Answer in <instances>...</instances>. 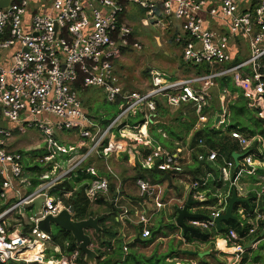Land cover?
<instances>
[{
    "label": "built area",
    "instance_id": "built-area-1",
    "mask_svg": "<svg viewBox=\"0 0 264 264\" xmlns=\"http://www.w3.org/2000/svg\"><path fill=\"white\" fill-rule=\"evenodd\" d=\"M3 1L0 0V123L6 128H0V264H78L82 255L79 248L70 255L60 248H53L52 253L48 245L52 244L53 234L42 231L39 224L70 209L71 205L60 196L70 198L72 193L57 196L56 191L61 181L74 173L92 178L85 189L90 204L111 195L109 178L100 176L94 165L84 168L90 160L107 162L128 154L142 169L183 174L197 148L178 143L172 150L155 144L146 135L134 138L124 134L126 130L141 132L143 127H149L147 113L159 115L162 101L169 109L192 106L197 122L186 138L188 142L196 130L210 123L211 111L206 109L211 90L222 78H229L248 106L259 110L258 116L264 120V0H9L6 7H1ZM129 5L146 11L165 32H174L172 39L181 49L184 63L204 69L172 81H164V75L156 73L147 90L127 91L114 72V64L127 50H142L125 18ZM78 85L83 90L100 88L107 101L120 102L118 114L108 125L86 112ZM227 109L222 108L217 128H211L220 129L218 125L225 124ZM138 114L144 115L145 122L129 125L128 119ZM35 130L41 134L42 157L11 147L16 145L18 133L26 135ZM68 133H73L79 142L60 144L57 134ZM162 136L167 138L164 133ZM230 136L240 147L249 173H254L252 140L239 131H232ZM198 147L206 148L203 140ZM197 159L204 161V154L199 153ZM208 159L213 163L223 161L219 171L231 175L234 160H225L217 151H211ZM26 162L45 168L34 187ZM243 171L246 170L240 169L238 174ZM136 185L142 197L153 201L155 208H163L160 185L145 179H137ZM206 185V180L191 185V198L200 209L209 210L205 219L192 220V226L219 231L216 219L225 213L228 201L219 195L214 206H206L211 195L209 190L203 191ZM114 192L120 196V186ZM37 200H42L39 209L35 206ZM108 203L116 205L118 199ZM151 217L139 216L143 238L151 237ZM256 230L252 225L248 235ZM225 236L234 244L232 264L240 263L246 252L242 244L245 238L233 229ZM123 251L127 253L128 247L124 245Z\"/></svg>",
    "mask_w": 264,
    "mask_h": 264
},
{
    "label": "crops",
    "instance_id": "crops-1",
    "mask_svg": "<svg viewBox=\"0 0 264 264\" xmlns=\"http://www.w3.org/2000/svg\"><path fill=\"white\" fill-rule=\"evenodd\" d=\"M40 5L45 6L44 4H40ZM38 7L40 8L41 6ZM125 18L129 22L130 26L133 27L129 19L126 17V14H125ZM144 22L149 23L148 20H142V23ZM154 24L157 25L156 23ZM158 28L164 32V30L161 29L159 26ZM179 50L181 51V49ZM123 54L115 62L114 68L117 65V63L123 61L124 59ZM182 63L184 66L186 67L188 66L184 63L183 58H182ZM156 73L158 72H155L153 74ZM198 73L200 72L196 71L194 74L191 75H195ZM160 74L164 75L163 78L164 81H166V79L172 81L180 78V77H173L170 75L168 76L165 73H160ZM217 87H219V85ZM234 88L236 89L235 86ZM236 91L237 94L229 95L228 97V99L232 101V103L241 100L242 97L241 93L237 89ZM243 100L246 104L245 112L241 117L242 118L241 121L237 122V125L240 126L241 131L243 130L241 133L252 140L250 148L256 155V159H255L256 162L253 168L255 170L254 173H249L250 167L244 165L240 157L238 167L246 171H243L241 174L237 173V175L234 178H232V172L231 175L230 173L228 175H224L222 172L219 171V169H217L216 165L208 159L209 153L213 150L211 151L207 150L205 153H201L204 154L205 160L200 161L199 164L200 167L195 164L193 159L192 161H189L184 169L183 174H181L180 176H174L167 173H163L164 174L163 175L162 172L157 171L156 169H150V170L142 169L140 163H138V161L135 163L133 157H130L128 154L127 155L122 154L121 156H115L113 158H109L107 162L103 160L93 159L90 160L88 163H86L84 165V168H87L90 165H94L98 169L100 176L109 178L111 182V187L113 188L114 191L117 188V186H120V196L116 195L115 192L111 190L112 191L111 195H109L106 199L101 197L99 201H97L95 204H91L90 206L91 210L95 213V216H105V219H103L100 222L99 226L102 228L101 238L107 242L106 245L100 248L99 247L100 245L97 242V240L100 239V235L97 236L94 234L93 231H91L90 233L93 238L92 244L95 245V247L98 246V248L91 247V249H93L97 254H99L100 250L110 254L113 251H115L117 248L120 247L122 248V245H125L128 247V252L124 253L125 255H128L129 252L136 251V253L138 254L151 256L153 253L158 252L159 255H169L168 264H232L235 257L234 244L226 241V236H225L226 234L217 236L216 239L213 241V243L207 244L200 241L196 237H193L192 234L202 233V231L204 230L194 228L192 226V220L187 219L186 224L189 227L198 230V232H188L185 234L184 231L176 225V221H175L176 209L178 207L185 206L189 199L193 201L192 206H190L191 213L200 214L205 217L208 216L209 210L200 209L199 204L196 203V201L191 198L192 195L191 185L195 181L206 180L207 185L206 187H204L203 191L209 190L208 194L213 193L212 195L216 197V199L217 196L219 195L224 197V199L228 201L226 205V210L229 206V202L230 199L232 198L233 193L236 192L237 197L241 200V202H238L234 205V208L237 207V211H236L237 213L233 209V214L237 217V220H233V221L240 222L241 226H243L245 223H248L250 225L256 226L257 229L253 235H248L247 239L252 237L250 241L244 240L242 242V244L246 248V252L244 255H242L241 261L247 256L248 260L245 264H264L262 259V256L264 255V194L262 193V191H264V159H262L264 157V135H262L260 132L261 125H257L255 122V120L261 119L258 116L259 110H255L249 107L247 101L244 98ZM211 101H212V96H211ZM209 108L211 110L210 105ZM170 110H174V109H170ZM86 112L88 113V111ZM227 112H228V116L225 120L226 121L225 124L218 125L219 128L222 129L223 131L232 121V117H231V113L229 112V109H227ZM221 113H222V109H219L217 112H213L211 110V112L209 113L210 115L209 125L216 126L217 128V124L215 123L217 118L221 117L220 116ZM157 116L159 117L158 119L161 118L159 115ZM165 119L166 118L163 117L161 118L162 120L161 123H157V124L150 123L149 127L148 126L143 127L141 129L143 130L145 128V130L142 131L143 135H146L147 138L153 140L155 144L162 145L156 139L155 135H160V134L162 135L163 133L165 134V132H163V130L159 128L160 127L159 125L161 124L165 125ZM220 121H222V117ZM195 126L196 124L194 125V128ZM151 127L152 128L154 127L156 129L155 134L152 133V131L150 130ZM194 128L190 131V133L193 132ZM263 129H264V125H263ZM157 130H159V133L157 132ZM199 130H196L193 134H195ZM124 134L127 136H135L132 133H130V131H125ZM30 135L31 133L26 135L19 134L17 137L18 139L16 140L15 149L18 148L20 150L21 146H23L24 144L23 136H27L26 138L28 139L27 141L34 140V138H29ZM66 136L73 137L74 139L73 140L67 139ZM136 137L137 136H135L134 138ZM39 139L40 140L38 141V145L33 148L34 152L33 151L30 152L33 155V157L43 156V154L42 155L39 154V152L44 150L42 144V138ZM57 140L60 144L67 146L74 145L79 142L78 138L73 133L57 134ZM68 141H71V143H68ZM237 147L238 149L233 153V155L240 154L241 150L238 144ZM172 150H175V148ZM25 151L27 152V150ZM21 152H23L22 149ZM222 157L225 160H227L224 156ZM63 158L66 159L65 157ZM120 160H124L126 162L125 164L127 167L126 171L124 170V168H119V165L121 164ZM136 167L138 168L136 169ZM235 167H237L236 164ZM41 172L37 173L32 171L31 177L33 180V184L37 182L38 175H41ZM78 174L79 173H74L71 176H67L64 180H72L73 177L78 176ZM85 175L89 176L87 174ZM209 176L211 177L208 178ZM137 179H145L152 182L155 185L161 186V188L163 189V194L161 196L163 208L161 209L155 208V206L153 205V201L151 200L149 201L141 196L139 188L136 185ZM64 180H62L61 183ZM220 182L223 188L228 185L227 187L229 190L227 192L223 193L221 189L215 190L213 192L212 190L207 188L210 184L220 183ZM88 184H89L88 181L87 180L84 181V178L80 183H76L75 181H73L72 190L66 191L64 189H59V190L57 189L58 191H56L57 193L56 195L60 196L61 193H72V196L70 198H64V196H60L64 203L68 205H72L73 202L72 198L77 193L79 188L82 185L88 186ZM232 189H234L233 192ZM116 198L118 199V203L116 205L108 203L109 201L113 202L114 199ZM250 208L253 209V214H251ZM146 210H147V215H152L149 224L150 229L152 230L150 238L142 237L143 227L141 226L139 219V216L142 213H144ZM205 210L207 212H205ZM161 214H163V216H161ZM259 215H261L260 218L258 217ZM166 226H173L175 227V229L178 230L167 235L165 232ZM228 229H234V227L228 226ZM103 231H107V233L103 235L104 233ZM212 231L220 232L216 230H212ZM259 231H261V233L258 236H255ZM189 234L191 237L194 238L192 242H189L187 240V235ZM178 243L182 244L181 246L182 248L179 249L178 253L176 252L175 254L173 253V250H176L179 245L176 248H173V246H176ZM220 243H222L223 248L220 247ZM255 243H257L255 248L252 247L250 249L248 248L250 245H253ZM51 246H53V248H59L57 246H54L53 243L51 244ZM189 252L196 253L197 256L190 255L188 254ZM256 253H259L261 259L260 261L251 260ZM82 255H83V260L85 261V255L83 253ZM198 255H204V256L201 258Z\"/></svg>",
    "mask_w": 264,
    "mask_h": 264
},
{
    "label": "trees",
    "instance_id": "trees-1",
    "mask_svg": "<svg viewBox=\"0 0 264 264\" xmlns=\"http://www.w3.org/2000/svg\"><path fill=\"white\" fill-rule=\"evenodd\" d=\"M236 61H238V59H236ZM203 69L196 68V71L201 72ZM218 85L221 90L225 88L228 90L229 89L233 90V91L236 90L229 78H222L218 80ZM78 89L79 91H83L80 85H78ZM119 103L120 102L118 101V103L113 104L112 111H115V112L110 113L108 118L103 119L101 121L103 125H108L116 117V115L118 114ZM188 107H191V106H185L175 111V115L177 116L175 120H173V123L177 124V127L173 125H168V126L163 125V124L159 125L160 126L159 128L163 130L165 133H167L166 135L168 137V139H166V138H163L161 134L155 135L156 139L160 142V144H162L163 146L169 149L171 147L172 149L174 148L176 149L177 146L174 145L175 142L176 143L180 142V143H183V145H189L191 148H194V147L197 148L194 153L193 160L195 164L199 167H200L199 165L200 161L197 159V155L199 153H205L207 150L217 151L219 152L221 156H224L228 161H233V153L238 149V147H237V143L231 138L230 134L232 131H239V132L243 131V130L241 131L240 126L237 125V122L241 121L242 119L241 117L243 116V113L245 112L246 104L243 98L241 97V100L235 101L229 105L228 109H229V112L231 113L232 121L228 124V126L226 127L224 131L222 129H213L211 128V125L208 124L204 128L197 131L189 142L187 141L186 138L189 135L190 131L194 128V125L197 122V116L195 115V112L193 109L189 110L186 114H184L182 109L183 108L187 109ZM158 108H159V116L161 118L163 117L166 118L169 114L174 113V112H171L169 107L164 102H161ZM207 111H211L210 108H207L206 112ZM144 122H145V117L143 114H138L136 117L129 118L127 121V123L131 126L140 125ZM255 122L257 125H261L260 132L262 135H264V129H263L264 120L258 119V120H255ZM154 127L153 128L151 127L150 130L152 131V133L155 134L156 129ZM251 132H254V131H251ZM200 140H203L206 148L198 147V143ZM26 164H27L28 170H31L37 173L44 171L45 169L43 167L39 168V166L32 167L31 163L26 162ZM214 164L216 165L217 169H219V167L223 165V161L219 160ZM239 170H240V167L234 166V168L232 169V178H234L237 175ZM83 178H84V181L87 180L88 183L92 180L91 177L86 176L85 174H82L79 172L78 176L73 177L72 180H64L61 184L58 185L59 187L57 189L58 190L64 189L66 191H70L73 189V186H72L73 181H75L76 183H80ZM37 184L38 182L34 183L33 187L36 186ZM227 186L223 188L220 182V183L210 184L207 188L212 190L213 192L215 190L221 189V191L225 193L229 190ZM86 187L87 186L82 185L77 191V193L74 195V197L72 198V201H75L76 203L74 219L78 221L85 220V219H88L89 217L95 216V213L91 210V207H90L91 204L84 194ZM111 190L114 191L112 187H111ZM233 191L234 189H232V192ZM212 194L213 193H211L209 201L206 203V206L215 205L217 199ZM234 211L235 212L237 211V207L234 208ZM205 212L207 211L205 210ZM250 212L251 214H253L252 208H250ZM228 226L234 227L233 230H235L240 236L246 238L245 240L250 241L252 239V237L247 239L248 233L250 232L252 225L245 223L243 226H241L240 222L233 221V220H229L224 223L223 232L202 231V233H194L192 235L193 237H196L200 241L209 244V243H213V241L216 239L217 236L226 234L229 230ZM103 232H104L103 235L107 233V231H103ZM260 233L261 231H259L255 236H258ZM193 237H191L189 234L187 235V240L189 242H192L194 240ZM97 242L100 245L99 246L100 248H102L104 245L107 244V242L101 238V235H100V239H98ZM52 243L54 246L61 248L62 252L68 255H70L76 249V247L74 246V239L72 235L66 231L60 230L58 233L53 234ZM167 257H169V255L160 256V257H158L157 255H154L152 256V258H146L145 256L138 254L136 252H129L128 255H125L123 249L120 247L110 254L100 250L98 254V258H97V264H148V263L168 264L166 262ZM247 260L248 259L246 256L241 261L240 264H245ZM251 260L260 261L261 259H260L259 253H256L252 257ZM78 264H86L85 261L83 260V255H81V260L78 262Z\"/></svg>",
    "mask_w": 264,
    "mask_h": 264
},
{
    "label": "rangeland",
    "instance_id": "rangeland-1",
    "mask_svg": "<svg viewBox=\"0 0 264 264\" xmlns=\"http://www.w3.org/2000/svg\"><path fill=\"white\" fill-rule=\"evenodd\" d=\"M146 15V11H144L137 5H129L127 7L126 17L134 27V39L142 45L141 51H133L130 49L127 50L123 54V61L117 63L114 68L116 76L121 79L123 86L127 89V91L147 90L151 85V81L153 78L152 75L155 72L165 73L168 76L170 75L173 77H180L181 79H185L189 75L196 72L194 68L193 70L189 66L186 67L183 65L182 54L179 50L180 48L175 45L172 39L174 32L161 31L158 26L155 25L151 20H149ZM142 20H148L149 23H142ZM232 91L233 90H228L226 88L221 90L217 86L214 87L211 91V110L213 112H217L222 108L227 109L232 101L228 99V95L226 92H228V94L230 95L237 94L236 90H234V92ZM223 97L225 98L224 101L222 100ZM79 98L83 103L85 110L88 111L90 116L98 122H101L103 119L108 118L110 113L115 112L112 111L113 104L107 101L106 94L100 88H89L83 91H79ZM191 107H188L187 109L183 108V113L186 114L189 110L193 109ZM177 110L178 109L171 110V112L174 113H171L166 117L165 125H173L177 127V124L173 123V120H175L177 116L175 115V111ZM155 122V124L161 123L162 120L160 118ZM142 131L143 130H141V132H137L135 130V132L130 131V133L135 136H139L140 134L143 135ZM157 132L159 133V130H157ZM23 137L24 144L23 146H21L22 151L26 152L25 150H27V152H32L33 148L38 145L41 134L37 130L33 131L29 136V138H34V140L31 141H27V136ZM67 139L73 140L74 138L67 137ZM68 143H71V141H68ZM178 143L180 142H175L174 145H178ZM13 146H15V144H13L11 147ZM170 149H172V147ZM43 153L44 151L39 152V154L41 155ZM120 162L121 164L119 165V168H124V170L126 171V162L124 160H120ZM137 168L138 167H136V169ZM142 214L147 215V210ZM161 216H163V214H161ZM176 230L178 229H175V227L173 226L165 227V232L167 235L175 232ZM59 231L60 230L56 226H53L54 234L58 233ZM48 246L51 247V252L53 253V246H51L50 244ZM181 246L182 244L180 243H178L176 246H173V248L177 247V251L173 250V253H178V250L182 248Z\"/></svg>",
    "mask_w": 264,
    "mask_h": 264
},
{
    "label": "water",
    "instance_id": "water-1",
    "mask_svg": "<svg viewBox=\"0 0 264 264\" xmlns=\"http://www.w3.org/2000/svg\"><path fill=\"white\" fill-rule=\"evenodd\" d=\"M9 3V0H5L1 3V7H6ZM149 118V122L155 123L158 121L157 115H152L147 113ZM221 120V117H218L215 124ZM0 128H6L4 123H0ZM240 154H234L233 159L235 161L236 166H239V158ZM241 200L237 197L236 192L233 193L232 198L230 199L229 206L226 212L220 215L216 219V225L220 232L224 230V223L229 220H237V217L233 214L234 205ZM42 200H37L35 202V206L37 209L40 208ZM75 201L72 202V205L69 210H64L58 217H48L46 220L42 221L39 224V228L46 232L47 234H53V226H56L59 230L66 231L70 233L74 239V246L78 247L79 250L85 255V262L86 264H97L98 254L91 249L92 243V235L91 231L94 232L95 235L99 236L102 233V228L99 226L100 222L105 219V216H93L89 217L85 220H75ZM193 201L191 199L188 200L187 204L180 208L176 209V225L184 231V233L188 232H198V230L189 227L186 224V220H196V219H205L206 217L200 214H193L190 212V206H192ZM142 242V241H140ZM122 245V249H123ZM250 248V246L248 247ZM188 254L197 256L196 253L189 252ZM199 257H203L204 255H198ZM263 263H264V255L262 256Z\"/></svg>",
    "mask_w": 264,
    "mask_h": 264
},
{
    "label": "flooded vegetation",
    "instance_id": "flooded-vegetation-1",
    "mask_svg": "<svg viewBox=\"0 0 264 264\" xmlns=\"http://www.w3.org/2000/svg\"><path fill=\"white\" fill-rule=\"evenodd\" d=\"M141 255L145 256L146 258H152V256H154V255H157L158 257H160V256H166V255H159L158 252L153 253L151 256H146L144 254H141ZM168 260H169V257L166 258V262L167 263H168ZM148 264H154V263H148Z\"/></svg>",
    "mask_w": 264,
    "mask_h": 264
},
{
    "label": "bare ground",
    "instance_id": "bare-ground-1",
    "mask_svg": "<svg viewBox=\"0 0 264 264\" xmlns=\"http://www.w3.org/2000/svg\"><path fill=\"white\" fill-rule=\"evenodd\" d=\"M143 130H145V128H144ZM220 247H222V248H223V245H222V243H220Z\"/></svg>",
    "mask_w": 264,
    "mask_h": 264
}]
</instances>
